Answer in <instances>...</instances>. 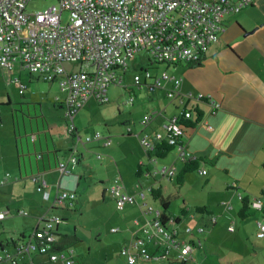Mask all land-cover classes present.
I'll return each mask as SVG.
<instances>
[{"label":"crops","instance_id":"obj_1","mask_svg":"<svg viewBox=\"0 0 264 264\" xmlns=\"http://www.w3.org/2000/svg\"><path fill=\"white\" fill-rule=\"evenodd\" d=\"M232 16L235 17L230 18ZM224 25L226 30L220 41L210 46L201 64H182L169 69L182 79L179 94L174 99H168L166 92L161 90L148 93L145 88L138 86L132 90L133 100L136 98L144 105L152 104L153 108L147 115H78V112L73 120L75 134L72 135L67 132L71 120L67 116L65 102L61 103V100L57 104L61 109H66L65 115H37L29 112L26 115H0V182H3L0 191L3 196L1 200L6 202L4 210L0 205V255L11 254L19 264H61L48 263L41 255H18L15 246L10 243L29 241L38 228L40 218L58 215L65 220L59 226V234L70 237L69 242L74 244L76 264H128L121 255V249L132 239H144L152 254L165 257L163 248L167 241L151 227L152 217L147 214L149 207L159 209L160 203L153 204L149 195L144 200L139 199L134 206H127L123 211L117 210L121 215H112L110 222L116 223L111 228L108 225L101 227L98 234L89 231L95 238L80 231L79 227L72 226V215L78 210L77 205H81L79 190L83 183L91 186L95 179V176H89V172L97 171L101 183L105 177H117V173H120L119 164L111 150L104 151L108 155L105 161L102 155L104 164L96 168L90 165V150L109 147H105L101 141L88 145L85 137L89 136L88 126L93 125L96 119V126H105L108 136L136 135L141 141L146 139L151 143L160 134L166 136L165 126L171 118L198 109L203 114L202 122L186 133L183 143L188 158L204 161L201 162L200 170H206L207 175L201 176L200 171L190 173L183 186L177 185V191L172 195L174 199L180 200V204L172 210V196H167L171 192L167 183H174L173 180L185 165L177 149L168 154L162 164V168H176L177 176L157 180L160 174H153L161 169L158 167L160 163L156 160L148 163L146 153H136L134 168L138 179L131 178L132 188L127 189L124 184L123 188L133 196L141 191L146 192L141 179L152 177L154 182L148 184L149 190L163 189L170 201L171 214L181 220L176 225L180 241L191 240L196 244L194 260L189 264H241V259L233 256L241 250V245L249 250L252 263L259 260L264 264V257L260 259L264 256V241L257 237L258 223L263 222L261 218L264 219V210L253 209L263 214L250 224L254 226L256 241H251L252 235L241 238V234L232 236L237 230L230 231L232 224L240 231L243 228L238 223L241 196L260 201L264 206V0H257L240 13L227 16ZM25 72L28 71L20 65L12 73L0 66V106L12 105L9 98L8 103L3 105V93H8L4 87L16 83L25 86ZM202 95L206 100L200 99ZM147 116L151 117V121L144 124ZM74 150L79 153V164L76 167L68 164L67 172L63 173L58 169V163H69ZM152 166L158 170H152ZM14 170L18 171L19 178L14 177ZM43 179L48 186L39 191ZM116 181L121 185V174ZM28 189L33 193L28 195ZM64 190H76L78 200L75 207L54 210L58 196ZM101 191L104 202H115L107 188L103 187ZM20 192L23 193L18 194ZM84 193L85 190L82 196ZM189 193H200L201 196L190 198ZM197 207L205 208L210 214H197ZM22 210L27 212L26 216L19 214ZM211 218L217 220L214 227H211ZM6 220L9 223H5ZM187 221L194 225L203 224L207 230L210 228L213 231L199 234L195 230L194 237L189 236L186 231L193 226L187 225ZM219 224L224 228L215 229ZM9 225L13 229L11 233L6 229ZM182 225L186 228L182 229ZM243 225L244 228L250 226ZM73 236L80 242L76 243ZM180 250L173 249L169 259L163 258L157 264H183L176 261Z\"/></svg>","mask_w":264,"mask_h":264},{"label":"built area","instance_id":"obj_2","mask_svg":"<svg viewBox=\"0 0 264 264\" xmlns=\"http://www.w3.org/2000/svg\"><path fill=\"white\" fill-rule=\"evenodd\" d=\"M33 1L36 0H0V66L12 73L20 65L48 83H57L66 95L64 102L71 120L67 132L72 135L75 134V115L92 99L107 100L109 87L124 80L118 72L126 70L136 55L146 52L153 62L150 66L201 64L210 46L218 43L225 32V18L240 13L257 0H57L56 5L46 10L29 14L27 6ZM65 12L69 14L66 23L63 20ZM67 63L73 65L72 71L67 70ZM181 82V78L167 72L155 75L149 68L134 78L136 86L145 87L149 93L165 91L170 100L179 94ZM24 90L22 86V95ZM192 115L189 111L171 118L165 126L166 136L160 134L155 140L166 139L172 145L181 143L184 133L178 122L182 116L191 118ZM150 121L151 117L147 116L144 124ZM102 140L105 145H111L100 132L88 137L86 142ZM141 144L147 152L154 150V143L146 139ZM177 150L184 161L191 159L184 144ZM75 151L69 163L59 164L63 173L67 172L68 164L78 165ZM97 157L102 159L100 155ZM155 174L174 176L176 168L163 167ZM200 175L206 176L207 171L201 170ZM41 185L42 188L48 186L45 180ZM110 191L118 211L137 204V196L146 199L144 191L137 196L125 193L117 181ZM74 199V192L64 191L59 194L57 203L65 205ZM254 207L261 210L263 204L258 201ZM147 214L153 217L151 227L167 241L163 248L164 258L173 249H181L183 261L193 260V246L187 242L178 243L176 235L159 224L161 210L149 207ZM40 223L42 227L36 234L40 246L35 241L19 243L16 251L47 254L52 262L73 264V251H52L57 242L55 227L60 218L52 217ZM258 237L264 238L263 223L258 224ZM122 255L129 264L161 260L159 256L149 255L143 239L131 240ZM5 263L18 264L8 253L0 255V264Z\"/></svg>","mask_w":264,"mask_h":264},{"label":"rangeland","instance_id":"obj_3","mask_svg":"<svg viewBox=\"0 0 264 264\" xmlns=\"http://www.w3.org/2000/svg\"><path fill=\"white\" fill-rule=\"evenodd\" d=\"M58 2L57 0H36L31 2L27 6V12L29 14H36L40 11H44L53 5H56ZM69 14L67 12L64 13V23L68 21ZM235 16H232L230 18H233ZM145 53H140L136 55L134 60L129 61L128 63V70L124 74L123 71H119V75H124L125 79L124 81L119 84H113L111 88L109 89V102L104 104H98V102L95 99H92L89 101L86 106L79 111L78 115H147L151 112L153 106L152 104L144 105L140 102V100H136V98L133 100L132 97H134L132 90L134 91L136 89V85L134 83L135 75L142 72L141 67L144 69L149 68L148 62L145 59ZM159 70H152L156 72L162 71L164 67L158 66ZM66 68L68 71H72L74 69L72 64L67 63ZM24 95L20 93L21 90V84L16 83L14 85H10L4 87V91H7L8 93L4 94V102L3 105L8 103V98L11 100L12 105L11 106H0V115H26L28 112L32 114L37 115H65L66 109H61L60 106H58V99H60L64 103V100L66 99V95L63 94L60 91V87L57 83H48L40 78H31L30 74L28 72H25L24 75ZM139 87V86H138ZM146 89V88H145ZM147 90V89H146ZM149 93V92H148ZM8 95V97H7ZM80 120V119H79ZM83 120V119H82ZM81 120V122H82ZM97 120L95 119V123L92 125L90 124L88 128L90 131H87L89 134L88 137H93L95 133L100 132L104 138L110 137V141L112 145L109 146V148L100 150L98 147L90 150L92 153L91 155H88V159L90 160L91 166H100L102 163L104 164V161L108 159V155L105 154L104 151H113L114 159L119 164L120 167V173H117V177L121 174L123 177V181L121 182L122 186H126L127 189L132 188L130 187V181L131 178L138 179L136 172H135V157L136 153L143 155L145 154V150L141 145V140L136 135H129L125 134V136L120 135L119 137L116 136H108L107 128L105 126H96ZM9 128V127H8ZM12 128L14 130V126L12 125ZM64 129V126L62 127ZM81 128V125H79V129ZM92 130V131H91ZM85 137V141L88 138ZM104 144V141H101ZM98 141H93L88 143V145L97 144ZM99 152H101V156L104 155V161H101V159H97V156L99 155ZM74 154L79 157V153H77V150L74 152ZM94 154V156H93ZM147 154V153H146ZM145 154V155H146ZM103 157V156H102ZM146 161L149 163L150 159L149 156L146 155ZM165 161V159H157L156 162L160 163L158 166L159 168H162V164ZM157 167V168H158ZM85 168V167H84ZM156 167L152 166V170H158L155 169ZM160 170V169H159ZM15 173L14 177L19 178V173L17 170H14ZM95 176V179L92 181V185L89 186V184L83 183L81 186V189L79 190L80 201L81 205H77V211L74 212L72 215L73 223L72 226L79 227L80 231L86 232V234L91 236V238H95L94 234H91V232H96L98 234V229L105 228L106 225H108V228H111V226H114L116 223L110 222V219L112 218V215L115 213L118 216L121 215L120 212L117 211L116 203L114 201H103L102 198V188L105 187L108 189V194L110 197V188L115 184V180L117 177H112L111 175L105 177L104 181L101 183L98 179V172L97 171H90L89 176ZM177 176V174L175 175ZM174 176V177H175ZM161 177H163L162 174H160L159 177H157V180H161ZM144 184V188L146 189L147 195L150 196V191L148 188V184L150 182H154V179L152 177H146L141 179ZM4 181V179L2 180ZM173 182H168L167 185L170 186L171 192L168 193L167 196H172L171 205L172 210L174 209V206L177 207L180 204V200L174 199L173 193H175L177 190V180H173ZM20 183V182H19ZM124 184V185H123ZM83 190H85L84 195L82 196ZM23 193V192H22ZM21 192L18 194H22ZM26 193L29 195L30 193H33L31 190H27ZM195 195H198V197L201 196L200 193H189L188 197L192 198ZM22 196V195H20ZM2 191H0V205L2 207V210L5 209L6 202L2 201ZM19 199H21L19 197ZM83 202V203H82ZM153 204H156V202H152ZM177 209L175 208V211ZM263 214L261 212H254L251 211V216L244 222L238 218V223L240 226H242V230L235 229V225L232 224V228L237 232L235 236H238L241 234V238H246L248 236L252 235L251 241H256L254 236V226H251V221L255 220V218L258 220ZM261 220L264 222V219L261 218ZM190 221V220H189ZM189 221H187V225L193 226V230L197 231L199 227H203L204 225H194L190 224ZM198 221H200V216H198ZM1 223V220H0ZM5 223H9V221H5ZM249 224L250 226H247V228H244L243 224ZM186 225V226H187ZM253 225V224H252ZM12 227L9 225L6 229L9 233H11ZM186 228L184 225H182V229ZM224 228L222 224H219L215 229ZM91 231V232H89ZM208 231H213L210 228L208 230L206 229L207 233ZM204 233V234H205ZM189 235V233H187ZM202 234V235H204ZM201 235V236H202ZM247 242L246 240H244ZM264 241V240H263ZM262 241V242H263ZM75 248V246H73ZM77 247V246H76ZM1 252V251H0ZM235 257H238L241 259L239 262L241 264L249 263V264H261L260 261L256 263H252L253 260H251V255L249 250L245 249L241 245V250H239L237 253H234ZM264 256H262L260 259H262ZM47 260H46V259ZM43 259L48 261L50 263L51 261L48 259L47 256H43ZM50 261V262H49ZM52 263V262H51ZM55 263H61L60 261ZM62 264V263H61Z\"/></svg>","mask_w":264,"mask_h":264},{"label":"trees","instance_id":"obj_4","mask_svg":"<svg viewBox=\"0 0 264 264\" xmlns=\"http://www.w3.org/2000/svg\"><path fill=\"white\" fill-rule=\"evenodd\" d=\"M142 53H145V59L144 60H147V54H146V52H142ZM149 58V57H148ZM147 62H148V65H149V70H159L160 68L158 67V65H155V66H150V65H152L153 64V62L151 61V59L149 58V60H147ZM182 65V64H181ZM159 66H161V67H164L163 69H162V71H160V72H156V71H152L155 75H157V74H161L162 72H167V73H169V74H171V75H174V74H172L170 71H169V69L171 68V67H177V66H179V64H177V65H169V64H166V63H160L159 64ZM127 68H128V66H127ZM126 68V70H122L123 71V73L125 74L126 72H127V69ZM148 69V68H147ZM147 69H144V68H142L141 67V71L143 72V71H145V70H147ZM27 71V70H26ZM29 72V71H28ZM31 74V73H30ZM139 74V73H138ZM32 75V74H31ZM122 77H124V75L122 74L121 75ZM174 76H176V75H174ZM177 78H180V77H178V76H176ZM124 81V80H123ZM116 83H119V82H115V83H113V84H116ZM112 84V85H113ZM121 84V83H120ZM21 86H23L22 84H21ZM24 88H25V86H24ZM142 88H145V87H142ZM96 100V99H95ZM201 100H206V98L204 97V98H202ZM98 103H100V104H104V103H108L109 102V99H107V100H105V101H99V100H96ZM89 103V102H88ZM87 104V103H86ZM85 104V105H86ZM84 105V106H85ZM192 113H195V115H192V117L191 118H186L185 116H182L181 117V119H180V121L178 122V124L181 126V128H182V130H183V133H184V137L186 136V133L190 130V129H194L195 127H197L201 122H202V119H203V114L198 110V109H195L194 111H191ZM16 131L18 132V126L16 125ZM18 134V133H17ZM106 140H109L110 141V137H106L105 138ZM152 143H154V145H155V147H154V150L152 151V152H147V150L144 148V150H145V152L147 153V155L149 156V159L150 160H157V159H165L166 157H167V155L168 154H170V153H172V152H174L176 149H177V147L178 146H183V141H181V143H177L176 145H172V144H170V142L168 141V140H166V139H163V140H160V141H157V140H155L154 139V141H152ZM106 143H105V141H104V146L105 147H109V146H107V145H105ZM111 145H112V143H111ZM142 145V144H141ZM19 154H21V151H19ZM21 156V155H20ZM99 156V155H98ZM101 156V155H100ZM42 157V156H41ZM102 157V156H101ZM98 158V157H97ZM201 162H204L203 160H198V159H193V158H191V159H187V160H185L184 161V163H185V165H184V168L179 172V174H178V176H177V178H176V180H177V185L179 186V187H181V186H183L184 185V183H185V181H186V176L188 175V174H190V173H194V172H199V171H201L200 169V166H201ZM60 163H62V162H59L58 163V169H59V164ZM79 164V163H78ZM76 167V166H75ZM152 175V174H151ZM154 176H156V174L154 173L153 174ZM157 175H159V174H157ZM163 175V174H162ZM175 176V175H174ZM174 176H169V175H163V177H167V178H171V177H174ZM35 177V179L37 178L36 176H34ZM44 180V179H43ZM46 181V180H45ZM3 184L0 182V187L2 186ZM43 189H45V188H42V187H40V189H39V191H42ZM111 189V188H110ZM64 191H72V192H74V194H75V199L73 200V201H67L66 203H65V205H59L58 203H57V207L56 208H54V210H65L66 208L68 209V208H72V207H75V203L77 202V200H78V195H77V192H76V190H64ZM64 191H62V192H64ZM150 196H151V198H152V200L154 201V202H159L160 203V210H161V212H162V215H161V217H160V220H159V224L167 231V232H169V233H171V234H174V235H176V237H177V242L178 243H182V242H187V243H189V244H191L192 246H193V251L195 250V248H196V244H195V242L194 241H191V240H186V241H180V239H179V237H178V235H179V233H178V230H177V227H176V225L177 224H179L180 223V219H179V217H177V216H175V215H173V214H171V212H170V201H169V198L168 197H166L165 195H164V192H163V189L162 188H158V189H154V188H151L150 190ZM124 192H125V190H124ZM110 193H111V191H110ZM126 193V192H125ZM146 193V192H145ZM112 195V194H111ZM138 195V194H137ZM137 195H135V196H137ZM146 198H147V193H146ZM241 198V201H242V206H241V211H240V214H239V218L242 220V221H245V220H247L250 216H251V211L253 210V209H257V208H255L254 207V203H256L255 201H253V200H251L249 197H243V196H241L240 197ZM115 200V199H114ZM137 200H139V198H138V196H137ZM115 203H116V201H115ZM138 203V202H137ZM136 205V204H135ZM127 206H134V205H127ZM126 206V207H127ZM125 207V208H126ZM117 208V207H116ZM196 212H197V214H201V215H203V214H210L205 208H200V207H197L196 209ZM257 210H259V209H257ZM264 210V206H263V208L261 209V210H259V211H263ZM19 214H21V215H27V212H25L24 210H22V211H19ZM52 217H58V218H60V223L55 227V236H56V239H57V242L54 244V247H53V249H52V251H54V252H67V251H73V255H72V257H71V259L73 260V264H76V262H75V259H74V250H73V246H74V244H71L70 242H69V239H70V237H68V236H64V235H60L59 234V226L65 221V220H63L62 219V217H60V216H58V215H55V216H51V217H47V216H45V217H42V218H40L39 219V221H38V228L35 230V232H34V234H33V236L30 238V240L29 241H27V242H30V241H35L39 246H40V240H38L37 238H36V234L40 231V229H41V227H42V224L40 223V221L41 220H44V219H50V218H52ZM152 217V216H151ZM153 221V217H152V219H151V222ZM216 218H211V220H210V223H211V227H214L215 225H216ZM259 223H263V222H259ZM258 223V224H259ZM264 224V223H263ZM188 229L190 230V232L188 231ZM187 229V231H186V233H189V236H192V237H194V234H195V232H198L199 234H201V233H204L205 231H206V227H205V225L203 226V227H199L198 229H197V231H195L194 232V230H192L191 228H188ZM231 229H233V231L231 230ZM230 229V231H232V232H234L235 230H234V228H231ZM200 230H202L201 232H200ZM117 232H118V230H117ZM116 233V232H115ZM257 237H258V231H257ZM75 241H76V243L79 241L80 242V240L76 237V236H73L72 237ZM259 238V237H258ZM260 240H264V238H259ZM133 240V239H132ZM143 241L145 242V240L143 239ZM131 241H128L123 247H122V249H121V255H122V250L124 249V247H126L129 243H130ZM11 243V245L12 246H15V248H17L18 246V244L19 243H26V242H24V241H18V243H16L15 241H11L10 242ZM76 243H75V245H76ZM145 245H146V242H145ZM146 248H147V251H148V253H149V255L150 256H157V255H154V254H152L151 252H150V250L148 249V246L146 245ZM49 252H51V251H49ZM18 255H34V254H36V255H41V256H47L48 257V259L50 260V258H49V256L47 255V254H42V253H36V252H31V253H19V252H16ZM180 254H181V251H180ZM123 256V255H122ZM124 257V256H123ZM161 258V260L164 258V257H160ZM126 259V258H125ZM166 259H169V256H167V258ZM161 260H159V261H155V262H153V261H148V262H145V261H141L140 262V264H157V263H160L161 262ZM193 260H194V258H193ZM193 260H191L190 262H185V261H183L181 258H180V255H179V258L176 260L177 262H180V263H183V264H189V263H191V262H193ZM51 261V260H50ZM127 261V260H126ZM175 261V262H176ZM18 262V261H17ZM52 262V261H51ZM58 262V261H57ZM18 264H19V262H18ZM129 264V263H128Z\"/></svg>","mask_w":264,"mask_h":264}]
</instances>
